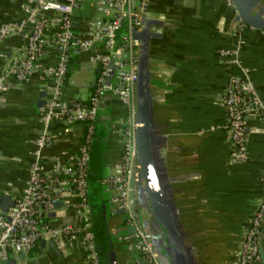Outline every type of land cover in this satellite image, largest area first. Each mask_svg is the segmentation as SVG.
<instances>
[{"label": "crops", "instance_id": "crops-1", "mask_svg": "<svg viewBox=\"0 0 264 264\" xmlns=\"http://www.w3.org/2000/svg\"><path fill=\"white\" fill-rule=\"evenodd\" d=\"M255 1L253 14L264 19V0ZM131 8L142 23L138 30L148 32L149 93L155 121L165 137L155 153L169 183L185 244L199 264H236L243 230L264 192V123L254 118L248 121L247 159L233 163V146L223 129L226 116L221 96L228 78L242 76L246 69L264 107V31L246 26L234 36L237 12L226 0H147L144 4L134 0ZM38 14L50 20L39 65L53 66L59 18L51 12ZM26 16L21 0H0V25ZM98 17L95 4L82 0L73 13L75 33L86 34L87 24ZM126 35L123 24L117 38L121 41ZM233 50L237 54L221 56ZM24 52V42L14 33L1 41L0 74ZM91 53L72 49L63 100L87 102L100 70L91 62ZM47 96L35 73L27 84H14L0 105V198L7 197L9 202L15 203L27 185L34 160L31 142L41 132L40 111ZM126 118L117 95L108 93L101 99L88 177L100 264H141L139 255L119 241L128 229L125 216L112 210L101 185L120 162L123 147L117 131ZM50 132L53 141L42 153L46 170L54 159L66 161L76 153L83 128L52 124ZM60 203L46 223L79 227L82 220L72 208L76 199L67 196ZM137 213L142 221L147 220V215ZM3 264H85V257L79 240L63 242L57 249L52 238L44 236L31 253L11 254Z\"/></svg>", "mask_w": 264, "mask_h": 264}, {"label": "built area", "instance_id": "built-area-1", "mask_svg": "<svg viewBox=\"0 0 264 264\" xmlns=\"http://www.w3.org/2000/svg\"><path fill=\"white\" fill-rule=\"evenodd\" d=\"M21 1L27 16L0 25V42L14 33L25 44L24 55L11 60L0 74V105L5 104L6 94L14 84H27L35 73H39L48 96L40 111L41 132L31 142L34 160L29 166L27 185L6 215H0V264L7 262L11 254L28 255L44 236H50L57 249L63 242L71 243L77 239L85 264H100L92 229L88 177L99 102L108 93L118 96L127 118L117 131L123 147L120 162L109 176L101 180V185L109 194L112 210L121 211L125 216L129 232L119 241L129 251L139 255L141 264H160L150 234L142 228L137 213H131L129 204L130 180L133 178L136 181L139 170L135 142L138 128L135 122L138 41L132 38V31L138 30L141 22L131 8L134 0H90L95 4L99 17L87 24L84 35L76 34L73 26V13L82 0ZM226 1L232 5L230 0ZM140 2L144 4L147 0ZM40 11L57 14L59 18L53 42L56 51L53 66L39 65L50 26V20L39 15ZM123 24L127 27V35L119 41L117 34ZM244 27V24L237 25L233 35L239 34ZM96 45L99 48L93 50ZM72 49L91 51V62L100 68L86 103L66 101L61 97ZM231 54H237V50L222 52L221 56ZM106 81H109L108 85ZM221 106L226 116L223 129L233 146L232 162H244L247 159L248 121L254 118L264 123V107L251 84L248 70H243L242 76L228 78ZM52 124H78L83 128V136L73 156L66 161L54 159L51 169L46 170L42 153L53 141L50 132ZM67 196L76 199L72 208L80 216L81 225L50 226L46 218L53 211L54 202H60ZM263 222L264 192L238 243L237 264L261 263L259 246Z\"/></svg>", "mask_w": 264, "mask_h": 264}, {"label": "water", "instance_id": "water-1", "mask_svg": "<svg viewBox=\"0 0 264 264\" xmlns=\"http://www.w3.org/2000/svg\"><path fill=\"white\" fill-rule=\"evenodd\" d=\"M230 2L237 12L233 29L239 24H244L247 27L264 31V19L260 18L259 14H253L256 6L255 0H230ZM148 25L149 22L145 21V26ZM145 35H148L145 30L134 29L132 31V38L139 42L135 88V122L138 124L135 142L139 170L136 181L133 178L130 180V210L133 215L138 211L147 215V220L142 221V216L137 213L142 228L151 236V242L160 264H199L185 244L174 213L169 183L155 153L157 145L165 137L155 121L153 98L149 93L146 62L148 37ZM106 84L108 85L109 81H106ZM246 131L248 132V129ZM61 205L60 202H54L53 210ZM13 206L14 203L9 202V198H0L2 216H5L8 208ZM117 214H122V212L118 211ZM263 242L264 222L259 246L262 260H264Z\"/></svg>", "mask_w": 264, "mask_h": 264}, {"label": "trees", "instance_id": "trees-1", "mask_svg": "<svg viewBox=\"0 0 264 264\" xmlns=\"http://www.w3.org/2000/svg\"><path fill=\"white\" fill-rule=\"evenodd\" d=\"M98 116H99V111H98V114H97V119H98ZM97 122V121H96ZM95 131H96V129H95ZM94 136H95V133H94ZM94 139V138H93ZM88 184H89V180H88ZM109 195V194H108ZM108 200H109V197H108ZM89 205H90V203H89ZM90 208H91V206H90ZM91 221H92V218H91ZM126 228V227H125ZM92 229H93V225H92ZM129 232V230L127 229L126 231H125V234H127ZM97 248V247H96Z\"/></svg>", "mask_w": 264, "mask_h": 264}]
</instances>
